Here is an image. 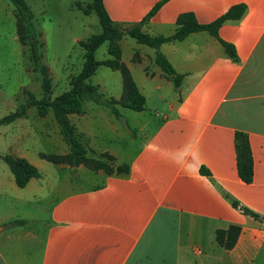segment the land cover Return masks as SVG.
Returning a JSON list of instances; mask_svg holds the SVG:
<instances>
[{
    "label": "crops",
    "instance_id": "crops-1",
    "mask_svg": "<svg viewBox=\"0 0 264 264\" xmlns=\"http://www.w3.org/2000/svg\"><path fill=\"white\" fill-rule=\"evenodd\" d=\"M160 1L102 3L112 23L125 31ZM235 4L245 5L243 15L222 23L218 36L233 45L236 59H230L205 31L161 44L158 51L183 75L180 94L167 103L161 119L143 118L123 149L109 147L101 133L119 134L124 129L108 108L84 102L80 113L68 114L87 154L112 155L115 164H127L126 174L52 163L66 172L62 170L63 179L49 178L41 160L29 159L24 149L13 154L29 159L41 173L24 187L15 184L11 172L12 176L0 177V193L9 189L21 203L45 198L80 171L94 173L100 181L62 193L45 216L24 209L0 219L4 224L0 225V264H264V0H165L140 30L167 37L182 13H192L198 23L206 24ZM126 36L117 41L120 61L145 97L132 69L133 64H142L139 81L146 84L149 79L161 100L163 86L172 81L155 64L156 49L132 51ZM123 49L129 52L127 60ZM106 54L98 60L111 57L107 44ZM152 63L156 68L150 71ZM38 117L42 121L44 116ZM14 128L26 139H35L40 129L49 132L30 121L15 122ZM56 129L64 144L52 154L65 155L69 147ZM237 132L247 136L251 151L249 183L237 172ZM4 135L0 132V138ZM40 153L44 152L38 153L43 159ZM232 201L259 218L243 213ZM231 224L241 231L235 245L226 249L217 244L215 231Z\"/></svg>",
    "mask_w": 264,
    "mask_h": 264
},
{
    "label": "rangeland",
    "instance_id": "rangeland-1",
    "mask_svg": "<svg viewBox=\"0 0 264 264\" xmlns=\"http://www.w3.org/2000/svg\"><path fill=\"white\" fill-rule=\"evenodd\" d=\"M33 14L32 22L37 31L41 33L39 37L40 62L46 66L51 80V94L53 98L69 88L70 80L80 71L83 63L84 49L80 42L85 41L90 35L100 32L101 27L96 14L90 9L92 0H25ZM88 11V12H87ZM87 12L88 14H85ZM132 51H151L152 48L138 43L132 37L126 36ZM129 52L123 49V59L127 60ZM96 59L107 57L106 43L102 44L95 51ZM146 65V63L144 64ZM142 64H133L132 69L137 85L145 92V108L140 114L130 109L118 106L122 118L117 122L124 129L119 134L103 130L101 133L109 147L113 149H123L126 141L132 138V134L137 132L143 118L155 116L161 119L166 113L167 103L180 94L179 86L172 82L163 86L161 90L162 99L157 98L153 89V83L147 79L146 84H142L138 75L142 72ZM152 63L149 70L155 69ZM90 82L98 86V90L105 96L118 97L121 93V82L118 71H113L107 66L100 65L91 76ZM27 91L31 92L35 98L42 97L40 87V75L33 69L29 57V45L23 44L18 39L16 29V16L14 6L8 0H0V117L20 108L27 100ZM99 106L92 101H85ZM26 118H19L15 122H31L35 127H46L36 131L35 139H26L22 131L14 128V123L0 126V132L5 133L0 138V155L10 153L16 154L17 150H26L28 158L41 160L47 165L44 170L50 178L52 175L63 179V169H58L38 157L39 152L59 153L62 141L57 124H54L52 112L49 111L40 121L36 107L26 108ZM130 131H128V130ZM139 139L136 138V142ZM97 153L90 152L88 157H97ZM28 159V161H29ZM82 165L88 170L89 167ZM64 172H63V171ZM9 174L10 170L0 158V177ZM71 182L66 186L55 188L47 194L45 198L39 196L32 202L21 203L9 189L5 193H0V219L9 217L24 209L34 211L41 216H45L52 202L62 193L75 188L87 187L100 181L94 173L78 172L71 174ZM12 179V178H11ZM44 224V221H41ZM3 222H0L2 225ZM4 225V224H3ZM5 226H8L7 224Z\"/></svg>",
    "mask_w": 264,
    "mask_h": 264
},
{
    "label": "trees",
    "instance_id": "trees-1",
    "mask_svg": "<svg viewBox=\"0 0 264 264\" xmlns=\"http://www.w3.org/2000/svg\"><path fill=\"white\" fill-rule=\"evenodd\" d=\"M12 3L16 16V29L18 39L21 43L29 45V57L33 69L40 75V87L42 97L35 98L31 92L27 91V100L20 107L0 117V126L12 123L18 118L26 117V108L34 106L38 115L43 117L49 111L52 112L54 121L59 127L60 133L69 147V152L65 155L52 153H40V157L54 164H67L76 167L84 164L93 170H102L106 174H126L128 166L125 163L115 164L114 157L106 152L98 153L97 157H88L87 149L79 139L74 125L70 122L68 114L80 113L82 104L85 101H92L98 105L108 108L118 119L122 118L118 106L141 111L145 108V97L135 85L128 68L120 61L119 46L117 41L126 33L134 38L138 43L156 49L154 62L164 72V74L178 87L181 84L183 75L176 72L171 63L167 60L158 48L161 44L181 40L191 32L205 31L216 38L225 54L232 60L236 59L235 49L232 44L223 41L218 36V29L225 21L238 20L245 11L244 4L232 5L214 21L201 24L198 23L192 13H182L178 16L175 24V31L170 36H153L140 30V25L146 20L154 10L165 0L158 2L149 14L137 25L119 30L107 15L102 0H92L90 9L96 14L101 30L90 35L80 44L84 49L83 63L80 71L70 80L69 88L51 98V80L46 66L40 62L39 37L41 33L36 30L32 22L33 14L25 0H8ZM88 12V11H87ZM85 12V14H88ZM107 44V52L111 56L105 60H98L95 51L102 45ZM100 65L117 70L121 76V96L115 99L112 96H105L98 90V87L90 82L91 76L96 72ZM236 165L239 178L249 183L253 177L252 156L247 140V136L237 132L235 134ZM0 158L9 168L18 187H24L33 177H40L39 170L32 165L26 158L15 156L10 153L0 155ZM208 173L207 170H201ZM233 206L239 207L241 211L254 218L259 215L250 209L238 206L236 201H232ZM241 228L239 225L231 224L226 229L215 231V240L218 245L226 249L232 248L239 236Z\"/></svg>",
    "mask_w": 264,
    "mask_h": 264
}]
</instances>
